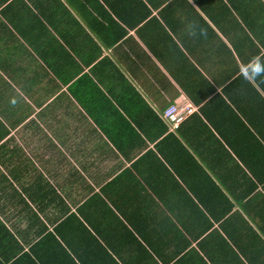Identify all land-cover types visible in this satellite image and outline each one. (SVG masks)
<instances>
[{"label":"crops","instance_id":"obj_1","mask_svg":"<svg viewBox=\"0 0 264 264\" xmlns=\"http://www.w3.org/2000/svg\"><path fill=\"white\" fill-rule=\"evenodd\" d=\"M170 1L0 0V263L252 258L216 225V206L230 178L247 192L251 164L264 172V77L241 72L264 58V0H223L215 14L222 5ZM120 15L138 23L109 47ZM193 21L206 37L188 35ZM64 92L107 141L125 132L130 146L83 150L81 123L63 141L44 111ZM172 105L195 109L176 130L162 118ZM251 200L226 217L250 223Z\"/></svg>","mask_w":264,"mask_h":264},{"label":"trees","instance_id":"obj_2","mask_svg":"<svg viewBox=\"0 0 264 264\" xmlns=\"http://www.w3.org/2000/svg\"><path fill=\"white\" fill-rule=\"evenodd\" d=\"M233 1L234 0H226V3L229 2L230 4L236 5ZM159 2H161V0H159ZM205 2L207 4L216 3V7L220 4L224 8L223 10L219 11L216 10V8L214 7L211 11L212 14H215L217 11L220 13L228 11V8L226 7L227 4L223 0H205ZM169 5H179L178 7L186 8L185 5L188 6V3L186 0H171ZM88 18H92V21H87V24L91 25V27L93 26V31L95 32V35H98L103 39L104 36L108 34L105 26L103 27L102 25H95L93 24V17L90 16ZM114 20H117V18L113 17V19L110 21V25L108 28L110 34L108 37V41H105V44L109 47H111L112 45H116L122 38H126L129 35L128 29H133L138 23V21L130 22L128 20V24L125 23V26L121 22V20L127 21L126 16L124 15L118 16L117 21ZM75 100H77L80 105H78ZM79 101L80 97L76 96L72 98L68 93L64 92L59 95L57 100L53 101L52 103H49L46 106L47 108L44 111V115L47 118L49 117V115H55V125L57 126L58 136L61 137L63 141H68L69 137L71 136H69V133L73 129H76L77 125L81 123L83 126V130L85 129L88 132V136L84 141L86 147L82 148L83 150H126L130 146L131 142L128 140V135L125 132L114 133L104 131V133L108 135H114L112 137H118L121 142L120 144L116 138L107 141V139L103 135H101V130H99L98 128L100 127V124L97 123L98 126H94V128H92V121L89 118L84 117L82 113V110L84 109L89 111L87 108H85V104L87 103H85L83 100V102ZM103 109L105 108L103 107ZM81 117H83L84 119L80 120ZM71 120L73 124H71ZM49 123V125H51V122ZM91 128L92 130H90ZM66 136H68L67 139L65 138ZM110 144L112 145L111 147L109 146ZM239 159L243 163L241 157H239ZM257 165L258 164L256 163L251 164V177L245 178V181L248 182L250 186L249 190L246 192L244 187L242 189L243 191L240 190L242 187V182H240L239 180H235L233 178H230L229 181L225 180L227 182L226 194L228 195V197H224V199L220 198L223 200L222 204L216 206L218 207L216 209V225L225 234L226 238H228L230 241H232L233 244L238 246L240 251L251 253L252 258H248V260L246 261L247 264H264V240L260 237V234L264 237V209L263 207L261 208V203H264V196L262 195V193L264 194V172L261 173L255 171L254 168L257 167ZM217 189L219 190L218 187ZM251 194L252 200L250 202L248 201L249 203H247L248 205H254L252 210H250V212L248 213L250 215V223H254L255 221H257L255 222V226L248 223L244 219V217H241L239 215L240 212H238L237 216L231 215L226 217L228 213H230V210L235 206L237 208L241 207V209H244L240 201L243 198L248 199ZM217 201L218 200H216V203ZM220 209L221 212L219 213ZM215 233L216 240L222 239L223 242L221 243H225V245L228 246V242L226 241L227 239H223L217 229ZM8 261L9 260L6 259V262ZM15 261L17 260H14V262ZM32 264H36V262L34 261L32 262ZM173 264H192V260L183 257L174 262Z\"/></svg>","mask_w":264,"mask_h":264},{"label":"clouds","instance_id":"obj_3","mask_svg":"<svg viewBox=\"0 0 264 264\" xmlns=\"http://www.w3.org/2000/svg\"><path fill=\"white\" fill-rule=\"evenodd\" d=\"M188 35L190 36H207V31L195 21L188 25ZM241 72L245 80H254L264 77V58L254 57L248 64H246ZM169 126V125H168Z\"/></svg>","mask_w":264,"mask_h":264},{"label":"built area","instance_id":"obj_4","mask_svg":"<svg viewBox=\"0 0 264 264\" xmlns=\"http://www.w3.org/2000/svg\"><path fill=\"white\" fill-rule=\"evenodd\" d=\"M194 111L195 109L190 105H172L163 111L162 118L169 125L171 130H176L187 116Z\"/></svg>","mask_w":264,"mask_h":264}]
</instances>
